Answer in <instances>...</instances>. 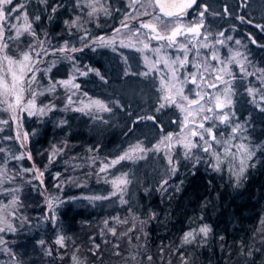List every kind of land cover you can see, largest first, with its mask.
Listing matches in <instances>:
<instances>
[{
  "label": "trees",
  "instance_id": "16d2710c",
  "mask_svg": "<svg viewBox=\"0 0 264 264\" xmlns=\"http://www.w3.org/2000/svg\"><path fill=\"white\" fill-rule=\"evenodd\" d=\"M89 1L13 0L17 7L23 5L20 14H28L39 37L26 39L35 44L42 40L46 49L37 64L33 88L38 93L37 106L48 107L42 115L19 112L17 120L0 110V121H8L0 123V168L15 177L3 188H19L21 201L15 217H9L16 231L0 233V264H74L73 256L78 264H264V224L260 223L264 221L262 38L246 47V73L251 74L244 80L234 66V78L229 80L234 87L232 108L243 126L239 136L257 148L256 166L250 165L237 180L226 162L219 163V171L213 167L217 161L212 150L193 149L186 159L178 147L172 155L173 161H178L175 172L164 151H148L143 159L121 161L101 172L104 164H110L130 145L141 142L152 148L164 135L178 130H172L173 125L161 121L157 113L151 122L142 120L129 103L121 106V98L132 101L148 94L117 89L139 76L140 61L136 68L133 65L138 54L135 49L121 46L120 34L114 46L94 43L99 37L117 35L114 31L122 28V22L142 21L144 16L126 19L132 11L128 7L131 1L102 0L99 11H93ZM255 17L253 24L264 27V16ZM73 20H77L76 26H72ZM65 44L82 50L59 52ZM9 45L13 55L26 48L23 43L14 48L12 41ZM73 76L79 89L56 83ZM257 80L262 83L250 94L249 88L255 85L249 86ZM52 85L55 87L49 91ZM28 98L25 93V100ZM93 100L110 110L92 106ZM85 105L89 107L83 112L75 110ZM143 123L154 126L150 130ZM17 125L28 133L27 148L16 139ZM19 156L23 158H15ZM34 164L43 172L42 181ZM26 168L33 171L23 172ZM124 173L130 182L121 197L110 181ZM53 195L58 197L54 221L48 219L51 213L47 208ZM95 196L108 198L90 199ZM10 199L0 188V203L7 204ZM202 226L210 229L208 235L185 243V234ZM60 236L64 247L55 243ZM48 249H52L51 256Z\"/></svg>",
  "mask_w": 264,
  "mask_h": 264
},
{
  "label": "snow or ice",
  "instance_id": "6c2138e0",
  "mask_svg": "<svg viewBox=\"0 0 264 264\" xmlns=\"http://www.w3.org/2000/svg\"><path fill=\"white\" fill-rule=\"evenodd\" d=\"M196 0H131L128 7L132 9L131 12L126 14V19L136 18L137 16H148L150 19L147 22H141L139 28L132 30L127 23L122 22V27L129 29L131 32V37L139 39L140 29H147L148 32L144 35L149 40L162 41L160 47L152 48L151 51L157 54V59L155 61H149L148 57H145L150 71L160 72L159 76V91L162 93L160 96L161 103L157 108V111L165 108L166 106H174L179 109L183 114V120L180 125V132L173 134L169 133L165 135L159 143L155 144L152 148H145L141 142H137L128 147L122 155H119L116 159H113L110 164H104L100 169L104 172L110 166H115L121 161L143 159V154L148 151H164L167 156L169 165L172 166V171H176L175 164L178 161H173L170 155L171 150L179 146L183 149L184 157L190 158V154L193 149L201 148L204 152H210L212 149L213 142L215 144H224V154L226 156H232L235 158L240 154L239 168L236 172L237 180L240 175L245 171L246 160H251L252 151L247 148L244 144L234 145L237 152H231L228 145L230 141H225L223 138H217L214 132V123L219 120L220 123H229L230 116L228 112L224 109L228 108L231 110L232 104V89L228 79L225 77H232L234 74L230 71L228 65L237 64L241 71H245L243 64L236 59L237 56L241 54L236 52L234 55L227 59H221L216 52H213L210 59L212 61H217L216 66H212L207 62V58L202 63H196L193 66L196 68L195 72H186L181 78L180 70L185 69V66L191 63L189 61V53L193 51L196 47L195 45L189 46L192 40L202 35L201 29L203 28V20L201 19L198 23L193 22L190 24H185L182 22V17L186 14V10L191 8ZM139 6V8L137 7ZM23 5L17 7L13 0H0V106H2L3 111L9 112L13 120L18 119L19 112H27L28 115L44 114L45 109L48 106L38 107L36 104L37 91L33 88V84L36 82V72L39 71L37 64L41 63L42 54L46 53V49L43 48V41H39V44H35L28 41L26 37L30 36L35 40L39 37L32 27V23L26 12L20 14ZM53 11L56 9L53 8ZM93 6V11H95ZM106 11V10H105ZM92 15V13H89ZM203 17L204 12L199 13ZM39 20L40 17H35ZM79 18H77L78 20ZM243 22L244 18H240ZM77 20L72 21V26H76ZM13 21H22L21 23H14ZM250 23V21H249ZM257 27H261L257 25ZM121 29H116V34L120 33ZM189 35L191 39H189ZM221 36L224 35L223 32L220 33ZM179 38H184L181 41ZM231 40V37H227ZM9 41L13 42V47L18 48L21 43L26 45L24 50L18 51L15 55L9 53ZM116 37H110L105 40L104 37H99L94 43L104 45V46H114L116 44ZM216 43L223 45V40H218ZM237 44L240 41H236ZM120 45L124 47L134 46L131 42L129 44H124L123 40L120 41ZM39 47L41 50L36 51ZM167 48H177L182 51V57L177 55L175 57L169 56L167 54L161 55L162 49ZM201 47L208 48L209 45L204 43ZM150 48L149 43H143V47L138 49V51H144ZM78 50L75 47H69L65 44L63 47L58 49L61 53L76 52ZM197 54L199 49H196ZM67 59H72L71 56H67ZM163 64L167 71H163L158 67V65ZM50 69H46L48 71ZM76 71H80L76 69ZM89 71H92L89 69ZM208 74L207 76L205 74ZM99 73H97L98 75ZM251 74V73H248ZM80 75H87V72H80ZM148 75V73H144ZM72 79L60 80L59 83L62 86L67 87L71 85L75 89H79V84H74ZM209 79L211 82H209ZM191 83L199 90L189 89L185 92V86ZM221 85L223 86L221 88ZM55 85L49 88V91L53 90ZM216 89L215 93L204 91V89ZM250 94L253 93V89L248 90ZM25 93L29 95V98L25 100ZM42 94V93H40ZM260 99L264 101V94H261ZM69 105L73 103L72 97L67 98ZM91 105L102 109L104 111H109L107 105L103 104L99 100L91 101ZM85 105L82 108L75 109L76 111L83 112ZM264 110V109H262ZM141 119H153L152 116L141 117ZM212 122L206 126L207 122ZM0 123H8V121H0ZM233 132L236 131L234 127ZM27 133H23L24 139H27ZM16 139H20V133H17ZM202 142V144H201ZM206 145V146H203ZM23 146V145H22ZM56 151H53V155ZM212 155L216 157L217 163L213 167L219 171L220 163V153L212 152ZM16 159H22L23 156L15 157ZM29 160L32 159L31 155L27 156ZM23 172H32L33 169L26 168L22 170ZM35 171H39L38 169ZM231 171V169H230ZM40 176H43V172H39ZM15 177H9L6 169L0 168V188H2L3 194L10 196L11 199L9 203H0V233L6 231L15 232L16 227L12 223L9 217H15L16 209L21 204L19 199V188H3L5 183H10ZM130 181L127 179V174H121L116 176L110 181L112 186L118 190L123 191V187H126ZM167 183V181H165ZM56 187H60L59 184ZM115 193H113L114 195ZM104 196L90 197V199H107ZM57 196H50L47 202L48 211L51 216L48 219L54 221L56 219V207H57ZM11 209V211H9ZM107 224V222H105ZM260 223L264 224V221ZM113 235L116 234L115 229H110ZM210 229L207 226L199 227L198 229L188 231L184 236L185 243H192L196 240L198 235L207 236ZM264 235V234H262ZM56 244L64 247V237L60 236L56 241ZM43 245L44 241H40ZM97 247H99L97 245ZM118 247V245H117ZM47 254L51 256L52 249L47 250ZM251 254V253H249ZM135 257H133L134 259ZM74 264H78L77 258L73 256L71 258ZM151 259V257H149Z\"/></svg>",
  "mask_w": 264,
  "mask_h": 264
},
{
  "label": "rangeland",
  "instance_id": "374dc122",
  "mask_svg": "<svg viewBox=\"0 0 264 264\" xmlns=\"http://www.w3.org/2000/svg\"><path fill=\"white\" fill-rule=\"evenodd\" d=\"M129 1H131V0H127V2H129ZM226 1H227L226 6H228L227 9H229L231 11H237L239 19L241 17L244 18L243 22L237 21V23L234 24V28L224 31V35L220 36L221 30H219V28H220L222 21H223L221 18V16H223V14H221V10H223V8H221V7L223 5H222L221 0H208L207 3H208V6L211 7V10H213L214 12H217L220 15L219 19L213 20V23L210 25L211 26L210 31H208V32L215 34L217 37L220 36L219 40H223L224 44L221 45V44H216L214 42L212 44H210V41H204L203 43H200L198 46H196L193 49V51H191L189 53V61L191 63L186 65L185 69L180 70L181 78H183V75L186 74V72H195L196 68L193 65L196 63L204 62L206 58H207V62L210 65L216 66L217 61H212L210 59L213 52H216V54H218L221 59H227V58L231 57L232 55H234L236 52H239L241 55L237 56L236 59L243 64L245 71H241L240 67L237 64H231V65H228V67H229L230 71L235 75L236 70L234 69V66H236L239 69L238 74L242 75L241 78L244 80L247 79L248 74L246 73V67L248 65L247 61H249V59L247 58V56H249V54H246L248 51L246 49V47H247V45H249L252 42L259 43L260 41L258 40V38H262L260 40H262V42L264 43V27L258 23L253 24V21H252V20H254V18H256L255 16H257L260 19H263L262 16H264V0H226ZM100 4H102V0H91V1H89V5H91L92 10H93V6L94 7H98V6L100 7ZM99 7L97 9L95 8L96 9L95 11H99L98 10ZM148 20L144 19L142 21L147 22ZM142 21H138V22L136 21L134 23H128V25H129L130 29L135 30V29L139 28V24ZM249 21H250V23H249ZM257 25H260L261 27H258V29H257L256 28ZM117 29H118V27H117ZM120 29H121V31L119 34L122 36L121 40H123L124 44L127 45L131 42L134 45L130 48L135 49V52H137L138 54H137V59L134 58V60H133V65L136 68L138 66L137 61H140L139 63L141 65V70L139 72V76H133L126 83H124V85H119L117 87V89L121 90V91H125V92H127V91H129V89H131V91L135 92L134 94H138V93L141 94L140 92H147L148 93L147 94L148 96L145 95L146 98H143L142 96H138V97H135L132 101L121 98L122 102L120 104H123L121 106L123 107L124 103H126V104L129 103L128 104L129 108L132 110L136 109V111L139 113V115H141V117L152 116L153 119H151V120L142 119V120H149L151 122L155 120L154 114L156 115V113H157L159 116L158 118L161 121L172 124L173 125L172 130H174V129L178 130V131H176V133H179L181 130L180 125H181V121L183 120V114L179 111L178 108H176L174 106H166L165 108L161 109L160 111H157V108L159 107V104L161 103L160 96L162 95V93L159 91V76L161 75V73L156 72V71H150L148 64H147V61L145 60V57H148L149 61H155L157 59V54L152 52L151 49L160 47L161 44L160 45H150L149 49H146L144 51H138V49L143 47V43H146V41H145L146 36L144 35L145 31L142 30L140 32L139 39L132 37L130 40L131 32L129 31V29H126L123 27ZM114 33L116 34V29H115ZM114 36L116 37L118 35H114ZM227 37H231L232 39L229 40V39H227ZM108 38L109 37H106L105 39L107 40ZM237 40L240 41L239 44L236 43ZM246 41H247V43H246ZM117 42H119V41H117ZM204 43H207L209 45V47L208 48L201 47V45ZM189 46L191 47V45H189ZM196 49H199L198 54H197ZM160 54L161 55L167 54V55L172 56V57L180 55L182 57V51L177 49V48L165 47L164 49H162ZM158 67L165 72L167 71V69L164 68L163 64L158 65ZM146 72L148 73V75H144V73H146ZM246 74H247V76H245ZM205 75L207 76L208 74L206 73ZM234 75L232 77L226 76L225 79L232 80L234 78ZM209 82H211L210 79H209ZM229 82H231V81H229ZM259 82H260L259 80L253 81L249 87H253L255 85L253 87V91H256V90H258L257 88H258ZM261 83L262 82H260V84ZM222 87L223 86L221 85V88ZM189 89H192L194 91L199 90V89H196V87L194 85H192L190 82L185 86V92L187 93ZM231 89H232V94H233L234 87L231 86ZM204 91L215 93L217 90L205 88ZM153 96H155L154 99H153ZM231 99H232L231 110L229 111L228 108L224 109L225 112L229 113L230 122L229 123H220L219 120H216L214 123V132L217 135L218 139L223 138V140L231 142L228 145L231 152L236 153L237 149H236V147H233V146L239 145V144L246 145L247 148L252 151L253 155H252L251 160H246V163H245V169H247L250 165H252L253 167L256 166V164L259 161V156H257V148H255L251 145H248L245 142V140L243 139L244 136L242 134L239 136V134L241 133L240 131L243 128V126L239 122L238 117L235 114V110L232 108V106L234 105V99L232 98V96H231ZM153 103L156 104L155 108L153 105H150ZM211 123H212L211 121L207 122L206 126H208ZM147 126L151 130L152 126H154V125L151 123L145 125V123H143V127L147 128ZM234 127L236 128L235 132L232 131V129ZM146 128L144 129L145 132H146ZM155 130L157 131V128H155ZM18 132L20 133V139L19 140L17 139L19 145L22 148H27L28 143H29V138H28V135H27V139H24V136H23V133H27V132L25 131V129L22 126L17 125L16 126V137H17ZM176 133H174V134H176ZM201 144H202V142H201ZM203 146H206V145H203ZM178 147L179 146H176L171 150V152H170L171 156L174 155V153L177 151ZM223 148H224V144H215L213 142L211 150L214 152H219L220 153V163L226 162L227 163L226 165H228L229 168H231L233 170L232 172L235 174L239 168L240 154H238L235 158H233L232 156H226L224 154ZM181 150L183 152L182 148H181ZM34 166H35L36 170L37 169L39 170V171H36L37 177L42 181V176L39 175V172H41L40 169L35 164H34ZM115 191L117 193H120L121 197L124 196V187H123V191H118L116 189H115Z\"/></svg>",
  "mask_w": 264,
  "mask_h": 264
},
{
  "label": "flooded vegetation",
  "instance_id": "af4514ba",
  "mask_svg": "<svg viewBox=\"0 0 264 264\" xmlns=\"http://www.w3.org/2000/svg\"><path fill=\"white\" fill-rule=\"evenodd\" d=\"M208 0H197L196 3L194 4V6L192 8H190L186 14L181 18L182 22L185 24H190L193 22L198 23L201 19L203 20V28L201 29V33L202 35L200 37H197L195 40L191 41V46L195 45L198 46L200 43H203L204 41H210V44H212L213 42L216 43L220 36H216L215 34H212L210 31L211 28V24L213 23V20L215 19H219L220 15L217 12H214L213 10H211V7L208 6ZM222 2V7L223 10H221V14H223V16H221L222 18V24L219 28L220 33L226 30H230L232 28H234V24L237 23V21H241L238 17V12L237 11H231L228 8V6H226L227 1L226 0H221ZM203 11L204 15L203 17H201L199 15V13ZM215 16V17H214ZM145 20L150 19L148 16H144L143 17ZM217 22V21H216ZM218 23V22H217ZM140 25V24H139ZM215 25V24H214ZM145 31V33L148 32L147 29H140L141 31ZM145 41L146 43H149L150 45H160L164 42L162 41H156V40H149L147 37H145ZM181 41L184 38H179ZM189 39H191V36L189 35ZM218 44V43H216Z\"/></svg>",
  "mask_w": 264,
  "mask_h": 264
},
{
  "label": "water",
  "instance_id": "95a60500",
  "mask_svg": "<svg viewBox=\"0 0 264 264\" xmlns=\"http://www.w3.org/2000/svg\"><path fill=\"white\" fill-rule=\"evenodd\" d=\"M196 1H197V0H196ZM193 6H194V4L192 5V7H193ZM192 7H191V8H192ZM189 9H190V8H189ZM189 9H187L186 12H187Z\"/></svg>",
  "mask_w": 264,
  "mask_h": 264
}]
</instances>
